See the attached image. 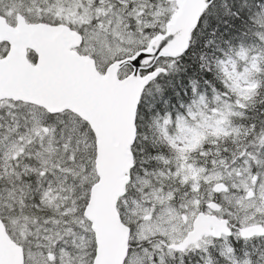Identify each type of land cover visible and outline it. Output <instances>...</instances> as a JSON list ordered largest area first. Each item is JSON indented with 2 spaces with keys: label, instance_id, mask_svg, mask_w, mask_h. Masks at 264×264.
<instances>
[{
  "label": "snow or ice",
  "instance_id": "snow-or-ice-1",
  "mask_svg": "<svg viewBox=\"0 0 264 264\" xmlns=\"http://www.w3.org/2000/svg\"><path fill=\"white\" fill-rule=\"evenodd\" d=\"M0 264H264V0H0Z\"/></svg>",
  "mask_w": 264,
  "mask_h": 264
}]
</instances>
